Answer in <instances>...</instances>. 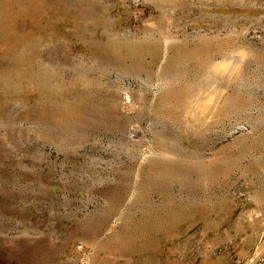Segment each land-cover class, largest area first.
Returning a JSON list of instances; mask_svg holds the SVG:
<instances>
[{
    "label": "rangeland",
    "instance_id": "obj_1",
    "mask_svg": "<svg viewBox=\"0 0 264 264\" xmlns=\"http://www.w3.org/2000/svg\"><path fill=\"white\" fill-rule=\"evenodd\" d=\"M0 264H264V0H0Z\"/></svg>",
    "mask_w": 264,
    "mask_h": 264
},
{
    "label": "bare ground",
    "instance_id": "obj_2",
    "mask_svg": "<svg viewBox=\"0 0 264 264\" xmlns=\"http://www.w3.org/2000/svg\"><path fill=\"white\" fill-rule=\"evenodd\" d=\"M203 107V106H202Z\"/></svg>",
    "mask_w": 264,
    "mask_h": 264
}]
</instances>
